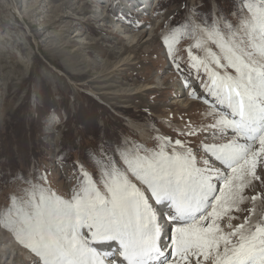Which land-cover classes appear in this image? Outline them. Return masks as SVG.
I'll list each match as a JSON object with an SVG mask.
<instances>
[{
    "label": "snow or ice",
    "instance_id": "6c2138e0",
    "mask_svg": "<svg viewBox=\"0 0 264 264\" xmlns=\"http://www.w3.org/2000/svg\"><path fill=\"white\" fill-rule=\"evenodd\" d=\"M189 11L202 26L189 17L162 44L212 122L181 116L173 131L183 139L155 129L152 149L117 143L90 152L96 171L74 162L76 184L65 195L47 183V170L35 182L14 177L28 187L9 197L0 226L34 264H264V213L252 222L264 202V0H237L234 20L221 10L209 23L210 14ZM183 38L194 41L186 67L176 55ZM241 211L248 215L233 226Z\"/></svg>",
    "mask_w": 264,
    "mask_h": 264
},
{
    "label": "rangeland",
    "instance_id": "374dc122",
    "mask_svg": "<svg viewBox=\"0 0 264 264\" xmlns=\"http://www.w3.org/2000/svg\"><path fill=\"white\" fill-rule=\"evenodd\" d=\"M106 3L110 7L103 14ZM236 3L0 0V210L10 203V196H20L28 187L24 180L13 179L21 174L35 182L47 170V183L65 195L76 184L74 162L90 173L96 171L90 152L117 143L152 149L155 129L183 139L173 131L183 127L181 116L194 124L211 123L212 117L205 115L210 106L189 97L162 37L189 17L202 26V17L191 9L210 14L209 23L220 19L221 10L234 20ZM132 6L138 14L130 13ZM116 21L135 33L134 41L126 37L130 32L114 27ZM193 43L183 38L176 45L182 67L188 64L186 49ZM253 194L245 190L246 196ZM240 207L252 205L246 201ZM261 213L264 202L257 200L253 223ZM233 215L238 217L231 221L235 226L248 212ZM227 223L225 217L221 226L226 232ZM13 245H18L16 251ZM35 259L0 226V264H34Z\"/></svg>",
    "mask_w": 264,
    "mask_h": 264
},
{
    "label": "bare ground",
    "instance_id": "6f19581e",
    "mask_svg": "<svg viewBox=\"0 0 264 264\" xmlns=\"http://www.w3.org/2000/svg\"><path fill=\"white\" fill-rule=\"evenodd\" d=\"M156 1V0H155ZM151 2H152V0H151ZM158 3V1L157 2H155L154 3V5L155 4H157ZM124 4V3H123ZM122 4V5H123ZM151 4V3H150ZM125 5V4H124ZM123 5V6H124ZM153 5V6H154ZM108 5H107V3H106V6L105 7H103V8H101V11H102V13L104 14H106L108 11V9H109V7L110 6H108V8L106 9V7H107ZM100 8V7H99ZM106 9V10H105ZM128 9H130V13H132V14H138V9H134L133 8V6L131 7V8H128ZM106 11V12H105ZM129 12V11H128ZM116 22H118V21H116ZM114 27H117V28H119V32H122V33H125V32H130L126 27H125V24L124 23H122V22H118V23H116L115 25H114ZM130 34H132L131 36L130 35H127L126 37H128V38H130L132 41H134L135 40V33H132V32H130ZM125 35V34H124ZM130 36V37H129ZM161 86V85H160ZM150 88V87H149ZM181 100V99H180ZM182 101V100H181ZM125 120H127V123H131V120H129V119H125ZM14 247V250L16 251V249L18 248L17 246L18 245H13ZM2 251H4L5 252V245L3 244V248H2ZM18 252H20L19 250H18ZM2 254V253H1ZM5 255V254H4ZM17 255V254H16ZM24 257V256H23ZM25 257L26 258H29L30 257V255L28 254V253H25ZM25 258V259H26ZM1 263V262H0ZM12 263V262H11Z\"/></svg>",
    "mask_w": 264,
    "mask_h": 264
}]
</instances>
